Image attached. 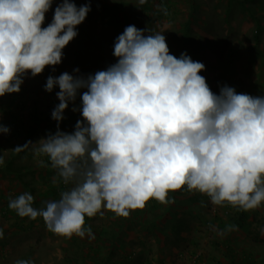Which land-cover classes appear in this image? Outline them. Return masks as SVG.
<instances>
[{
    "label": "clouds",
    "instance_id": "9594fccd",
    "mask_svg": "<svg viewBox=\"0 0 264 264\" xmlns=\"http://www.w3.org/2000/svg\"><path fill=\"white\" fill-rule=\"evenodd\" d=\"M54 3L0 0V97L19 93L29 73L36 77L61 64L63 50L91 11L90 3L62 0L44 27ZM113 55L115 64L86 78L67 72L47 78V92L60 89L51 113L57 130L14 150L31 146L34 157H47L71 187L41 209L33 207L28 192L8 207L21 218H42L50 232L69 239L94 238L86 218L102 217L104 210L128 217L150 199L172 202L169 193L181 189L204 194L216 206L259 208L264 203V96L237 93L228 85L214 93L200 75L203 63L186 52L176 58L164 34L146 35L135 25L116 38ZM78 95L82 103L73 111L83 119L73 132L61 131L64 113ZM9 132L0 125V133ZM4 163L0 155V166ZM38 163L46 166L43 159Z\"/></svg>",
    "mask_w": 264,
    "mask_h": 264
},
{
    "label": "rangeland",
    "instance_id": "374dc122",
    "mask_svg": "<svg viewBox=\"0 0 264 264\" xmlns=\"http://www.w3.org/2000/svg\"><path fill=\"white\" fill-rule=\"evenodd\" d=\"M61 2L55 0L44 27ZM74 2L77 6L90 3L91 11L77 27L78 36L63 50L62 63L46 67L36 77L29 73L19 93L0 97V125L10 129L8 134L0 133V155L5 161L0 166V229L4 231L0 264L17 260L32 264H264V203L242 211L227 204L213 205L206 195L181 189L169 193L172 202L150 199L128 217L104 210L102 217L86 218L94 238L74 235L70 239L50 232L42 218H21L8 207L11 199L28 192L34 197L33 207L41 209L71 187L57 176L47 157H34L31 146L19 153L14 149L57 130L51 113L60 102L56 96L60 89L47 92V78L64 72L86 78L82 70L88 67L106 70L117 62L114 43L129 25L146 35L164 34L170 54L179 58L186 52L193 61L203 63L200 75L214 93L228 85L237 93L264 96V0H148L142 6L138 0ZM77 68L79 73L74 71ZM78 99L79 95L75 103H69L61 131L73 132L83 119L79 110L73 111L80 108ZM40 159L46 166L38 163ZM230 226L232 230L225 231Z\"/></svg>",
    "mask_w": 264,
    "mask_h": 264
},
{
    "label": "trees",
    "instance_id": "16d2710c",
    "mask_svg": "<svg viewBox=\"0 0 264 264\" xmlns=\"http://www.w3.org/2000/svg\"><path fill=\"white\" fill-rule=\"evenodd\" d=\"M104 64H106V65H108V62L105 60L104 61ZM97 71H103L102 69H99V68H97V67H88V68H86V69H84V70H82V72L85 74V75H89V74H95ZM25 186H26V184H25ZM27 187V186H26ZM63 189H56L55 190V193H56V195H58V192L59 191H62ZM242 217H244L243 215H241V217L240 218H242ZM244 220V219H243Z\"/></svg>",
    "mask_w": 264,
    "mask_h": 264
},
{
    "label": "crops",
    "instance_id": "0c3cea01",
    "mask_svg": "<svg viewBox=\"0 0 264 264\" xmlns=\"http://www.w3.org/2000/svg\"><path fill=\"white\" fill-rule=\"evenodd\" d=\"M84 91H85V89H84ZM80 94H83V91H81ZM78 102L80 103V106H81V103H82L81 99H78Z\"/></svg>",
    "mask_w": 264,
    "mask_h": 264
}]
</instances>
